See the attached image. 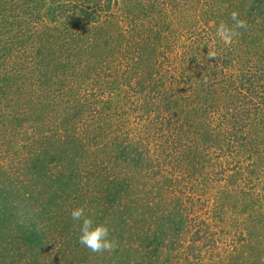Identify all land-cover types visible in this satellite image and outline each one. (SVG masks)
I'll return each mask as SVG.
<instances>
[{
    "label": "rangeland",
    "instance_id": "1",
    "mask_svg": "<svg viewBox=\"0 0 264 264\" xmlns=\"http://www.w3.org/2000/svg\"><path fill=\"white\" fill-rule=\"evenodd\" d=\"M0 264H264V0H0Z\"/></svg>",
    "mask_w": 264,
    "mask_h": 264
},
{
    "label": "clouds",
    "instance_id": "2",
    "mask_svg": "<svg viewBox=\"0 0 264 264\" xmlns=\"http://www.w3.org/2000/svg\"><path fill=\"white\" fill-rule=\"evenodd\" d=\"M231 19L234 22L233 25L229 26L222 22L216 27V37L226 46H230L239 35L237 29L246 27V22L239 19L237 12L231 13ZM207 56L210 59H215L216 52L209 51ZM70 216L79 226L78 241L81 245L92 252L111 251L116 247L115 240L110 239L109 228L105 224L94 223L93 219L85 214L83 208H73Z\"/></svg>",
    "mask_w": 264,
    "mask_h": 264
},
{
    "label": "trees",
    "instance_id": "3",
    "mask_svg": "<svg viewBox=\"0 0 264 264\" xmlns=\"http://www.w3.org/2000/svg\"><path fill=\"white\" fill-rule=\"evenodd\" d=\"M199 110V112H200V114H199V116L200 117H202V118H204L206 115H207V109L206 108H204V109H202V110H200V109H198ZM64 145V144H63Z\"/></svg>",
    "mask_w": 264,
    "mask_h": 264
}]
</instances>
